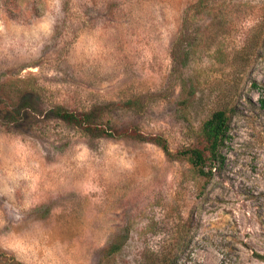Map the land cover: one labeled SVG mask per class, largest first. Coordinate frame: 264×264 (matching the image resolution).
Segmentation results:
<instances>
[{"label": "rangeland", "instance_id": "1", "mask_svg": "<svg viewBox=\"0 0 264 264\" xmlns=\"http://www.w3.org/2000/svg\"><path fill=\"white\" fill-rule=\"evenodd\" d=\"M199 1L0 0V256L264 264V0ZM31 88V118L8 124ZM53 106L103 107L173 154L231 119L207 181L149 142L43 120Z\"/></svg>", "mask_w": 264, "mask_h": 264}, {"label": "trees", "instance_id": "2", "mask_svg": "<svg viewBox=\"0 0 264 264\" xmlns=\"http://www.w3.org/2000/svg\"><path fill=\"white\" fill-rule=\"evenodd\" d=\"M12 3L13 0H7ZM202 0L199 1V3ZM11 13L13 8H11ZM27 95L30 100L27 106L25 105L20 110H12L5 112L2 117L6 119L8 124H18L20 121L28 120L31 118L33 97L36 94L34 88L27 90ZM263 105V104H262ZM21 111H24L21 117ZM103 107H94L91 110L84 112L70 111L62 106H53L43 116V120L53 119L60 123L65 124L79 132L92 137H106V138H121L130 137L140 141L149 142L159 147L162 152L171 159L184 158L192 167L194 172L210 181L213 179L215 173L219 170L222 163L220 156V148L224 141L228 138L229 126L231 116L226 110L214 111L210 117L203 122L199 129V136L204 143V148H188L173 154L166 143V141L159 136L147 138L136 131H120L113 128L108 120H105ZM117 251L116 244L110 245L106 252L111 255ZM0 261L4 264H20L14 258H7L0 256Z\"/></svg>", "mask_w": 264, "mask_h": 264}]
</instances>
